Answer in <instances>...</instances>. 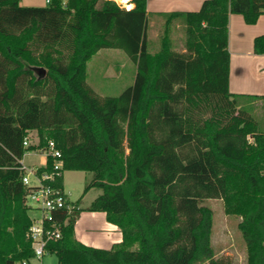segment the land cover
<instances>
[{
  "label": "trees",
  "instance_id": "trees-1",
  "mask_svg": "<svg viewBox=\"0 0 264 264\" xmlns=\"http://www.w3.org/2000/svg\"><path fill=\"white\" fill-rule=\"evenodd\" d=\"M132 4L0 0V264L33 259L20 161L49 141L61 154L60 175L50 157L36 174L54 173L44 184L63 190L64 171L92 173L84 191L101 194L87 210L105 213L122 235L109 250L84 246L72 203L71 215H57L60 238L45 247L57 264H223L214 260L208 199L240 218L246 264H264V129L240 103L264 96L229 92L227 50L229 15L253 25L264 0H205L196 12L164 14L155 53L146 1ZM174 20L184 27L181 52L171 48ZM101 49L121 50L135 66L132 86L117 97L86 84ZM253 53L264 55V34Z\"/></svg>",
  "mask_w": 264,
  "mask_h": 264
},
{
  "label": "rangeland",
  "instance_id": "rangeland-1",
  "mask_svg": "<svg viewBox=\"0 0 264 264\" xmlns=\"http://www.w3.org/2000/svg\"><path fill=\"white\" fill-rule=\"evenodd\" d=\"M100 6L101 3L98 4V7ZM158 28L156 29L158 33L157 38L154 37V33L150 30L146 33V39L148 38L146 40L147 49L150 53L156 52L160 48V37L164 25ZM168 31L172 50L181 52L184 48L185 38L182 22L180 20L172 21ZM134 74L135 66L123 51L118 49H101L87 63L86 84L98 97H117L126 88L132 86ZM240 103L250 111L263 130L264 101L257 100L252 102L243 99ZM28 142L37 143L35 132L29 135ZM42 157V154L39 152H30L25 155L23 163L26 167L37 168L43 160ZM92 180L93 175L88 172L64 171L63 173L62 184L64 193L72 203L79 205V213L89 212L87 208L101 194V191L97 188H90L88 191H84ZM202 206L208 207L212 211L211 246L214 251V260L223 264H246V247L237 227L240 218L225 215L220 199L204 200ZM15 264L22 263L16 262ZM28 264H57V258L53 254H45L40 261L32 259ZM204 264H208V262Z\"/></svg>",
  "mask_w": 264,
  "mask_h": 264
},
{
  "label": "crops",
  "instance_id": "crops-1",
  "mask_svg": "<svg viewBox=\"0 0 264 264\" xmlns=\"http://www.w3.org/2000/svg\"><path fill=\"white\" fill-rule=\"evenodd\" d=\"M46 1L19 0V4L23 7H46L49 4ZM145 1L147 11L146 33L150 30L154 33V37L157 38L158 33L156 29L163 26L165 20L164 14L196 12L205 0ZM128 6L130 7L128 8ZM128 6H126L127 9L133 8L132 0H130ZM263 34L264 14L260 15L253 25L245 24L240 15H229L227 38V50L229 52L228 90L231 94L264 96V55L253 53L254 39ZM28 153L24 154L21 160L22 163L25 155ZM42 158L41 164L35 169L44 167L46 158L44 156ZM75 205L79 208L78 204L75 203ZM74 236L84 246L103 250H109L113 245L119 244L122 241L119 229L108 223L105 213L102 212H80L74 224Z\"/></svg>",
  "mask_w": 264,
  "mask_h": 264
},
{
  "label": "built area",
  "instance_id": "built-area-1",
  "mask_svg": "<svg viewBox=\"0 0 264 264\" xmlns=\"http://www.w3.org/2000/svg\"><path fill=\"white\" fill-rule=\"evenodd\" d=\"M112 1L119 8L128 10L121 0ZM46 2L49 3V0ZM23 146H28L26 140L23 142ZM39 153L45 158L50 157L53 159V171L59 176V171L62 168L61 154L55 148L54 143L49 141L45 149L40 150ZM20 164L24 172L22 184L26 187L25 205L30 220L27 236L31 240L34 253L33 259L40 261L46 254L45 247L47 243L60 238L61 221L58 220L57 215L63 213L65 219L72 214L75 208L63 190L44 184L45 181L54 179V173H44L38 176L36 174L37 169L26 167L21 161ZM22 264H28V262L24 261Z\"/></svg>",
  "mask_w": 264,
  "mask_h": 264
},
{
  "label": "bare ground",
  "instance_id": "bare-ground-1",
  "mask_svg": "<svg viewBox=\"0 0 264 264\" xmlns=\"http://www.w3.org/2000/svg\"><path fill=\"white\" fill-rule=\"evenodd\" d=\"M129 1L130 0H121L122 3H125V6H127V4L129 5ZM130 7V6H129ZM127 8V7H126Z\"/></svg>",
  "mask_w": 264,
  "mask_h": 264
},
{
  "label": "water",
  "instance_id": "water-1",
  "mask_svg": "<svg viewBox=\"0 0 264 264\" xmlns=\"http://www.w3.org/2000/svg\"><path fill=\"white\" fill-rule=\"evenodd\" d=\"M42 73H43V71H42Z\"/></svg>",
  "mask_w": 264,
  "mask_h": 264
}]
</instances>
